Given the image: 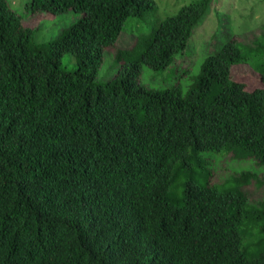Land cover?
Listing matches in <instances>:
<instances>
[{
    "label": "trees",
    "instance_id": "16d2710c",
    "mask_svg": "<svg viewBox=\"0 0 264 264\" xmlns=\"http://www.w3.org/2000/svg\"><path fill=\"white\" fill-rule=\"evenodd\" d=\"M212 4L116 49L155 0H30L32 14H82L44 44L0 0V264H264V196L247 189L259 175L213 183L210 160L264 165V65L248 72L229 40L186 93L139 82L185 51ZM112 48L118 73L100 83Z\"/></svg>",
    "mask_w": 264,
    "mask_h": 264
},
{
    "label": "rangeland",
    "instance_id": "374dc122",
    "mask_svg": "<svg viewBox=\"0 0 264 264\" xmlns=\"http://www.w3.org/2000/svg\"><path fill=\"white\" fill-rule=\"evenodd\" d=\"M155 1V10L144 19L127 20L116 49L133 47L139 35L150 33L161 21L176 15L182 7L196 0ZM10 2L13 9L24 18L25 25L35 31V41L38 44L57 40L82 18V14L74 11L62 15L32 14L26 8L30 0ZM229 40L238 43L243 53L248 56V72L257 73L256 68L264 65V0H213L209 14L195 28L185 51L177 53L171 65L164 70L144 66L139 82L149 88L161 90L180 86L186 93L200 74L202 64L208 56L220 50ZM116 49H108L105 53L98 82L107 83L116 77L119 70L115 63ZM63 68L68 71L77 69L74 55L68 53L64 56ZM239 79L250 88L260 85L258 76L245 74ZM210 160L214 170L213 183H223L237 173L251 171L259 175L258 179L263 183L260 186L256 181L247 188L251 199L256 200L264 196V165L258 167L252 159L236 161L232 155H219L218 159Z\"/></svg>",
    "mask_w": 264,
    "mask_h": 264
}]
</instances>
